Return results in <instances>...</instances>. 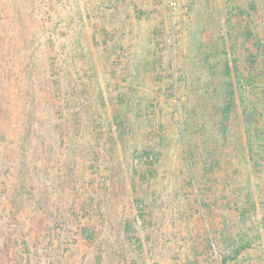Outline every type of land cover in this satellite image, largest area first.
<instances>
[{"label":"rangeland","instance_id":"374dc122","mask_svg":"<svg viewBox=\"0 0 264 264\" xmlns=\"http://www.w3.org/2000/svg\"><path fill=\"white\" fill-rule=\"evenodd\" d=\"M0 264H264V0H0Z\"/></svg>","mask_w":264,"mask_h":264},{"label":"trees","instance_id":"16d2710c","mask_svg":"<svg viewBox=\"0 0 264 264\" xmlns=\"http://www.w3.org/2000/svg\"><path fill=\"white\" fill-rule=\"evenodd\" d=\"M100 97V96H99ZM71 100V99H70ZM72 100H73V98H72ZM75 103H76V100H75ZM78 103V102H77ZM32 108H33V106H32ZM31 108V109H32ZM31 109H30V113H31ZM124 121L125 122H128L129 120H128V118H127V116L125 115V117L124 118H121L120 119V121L118 122V130H119V132L117 133V137L119 138V141H120V143L124 146V149H126V144H127V140H126V138L124 137V131L122 132V130H120L121 129V124L122 125H125L124 124ZM29 134V128L27 127V129H26V131H24V135H25V137L27 136ZM26 139V138H25ZM44 140L45 141H47V139L44 137ZM23 143L25 144V142L23 141ZM24 144L22 145V147H24ZM113 150H114V148L116 147V145H115V143L113 142ZM23 149V148H22ZM109 149H111V153H112V147L111 148H109ZM24 150H25V148H24ZM24 154H25V152H24ZM18 196V194L16 195V197Z\"/></svg>","mask_w":264,"mask_h":264}]
</instances>
